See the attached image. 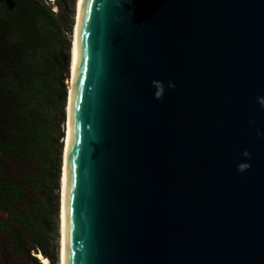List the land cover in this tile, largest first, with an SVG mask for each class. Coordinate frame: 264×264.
<instances>
[{
  "label": "water",
  "instance_id": "water-1",
  "mask_svg": "<svg viewBox=\"0 0 264 264\" xmlns=\"http://www.w3.org/2000/svg\"><path fill=\"white\" fill-rule=\"evenodd\" d=\"M70 124L65 264H264V0H82Z\"/></svg>",
  "mask_w": 264,
  "mask_h": 264
},
{
  "label": "trees",
  "instance_id": "trees-1",
  "mask_svg": "<svg viewBox=\"0 0 264 264\" xmlns=\"http://www.w3.org/2000/svg\"><path fill=\"white\" fill-rule=\"evenodd\" d=\"M76 0H0V264L58 261Z\"/></svg>",
  "mask_w": 264,
  "mask_h": 264
},
{
  "label": "bare ground",
  "instance_id": "bare-ground-1",
  "mask_svg": "<svg viewBox=\"0 0 264 264\" xmlns=\"http://www.w3.org/2000/svg\"><path fill=\"white\" fill-rule=\"evenodd\" d=\"M82 7V0H76L75 2V18L73 22V31L70 47V60H69V77L68 81V96L65 118V133L63 137V148L61 157V172H60V195H59V221H58V264H65L66 256V208H65V188L67 183V155L70 142V104L72 98V84L75 77V71L77 68V56H78V24L79 16ZM37 257L43 264H47V259L37 254Z\"/></svg>",
  "mask_w": 264,
  "mask_h": 264
},
{
  "label": "rangeland",
  "instance_id": "rangeland-1",
  "mask_svg": "<svg viewBox=\"0 0 264 264\" xmlns=\"http://www.w3.org/2000/svg\"><path fill=\"white\" fill-rule=\"evenodd\" d=\"M74 11H75V7H74ZM74 17H75V14H74ZM73 21H74V19H73ZM72 31H73V27H72ZM71 38H72V34H71ZM66 83H67V86H68V81L67 80H66ZM64 130H65V124H64ZM59 195H60V191H59ZM58 221H59V215H58ZM58 260H59V257H58ZM57 264H58V261H57Z\"/></svg>",
  "mask_w": 264,
  "mask_h": 264
}]
</instances>
